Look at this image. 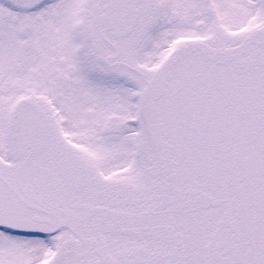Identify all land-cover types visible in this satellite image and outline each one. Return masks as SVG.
<instances>
[{
  "label": "snow or ice",
  "instance_id": "obj_1",
  "mask_svg": "<svg viewBox=\"0 0 264 264\" xmlns=\"http://www.w3.org/2000/svg\"><path fill=\"white\" fill-rule=\"evenodd\" d=\"M0 264H264V0H0Z\"/></svg>",
  "mask_w": 264,
  "mask_h": 264
}]
</instances>
